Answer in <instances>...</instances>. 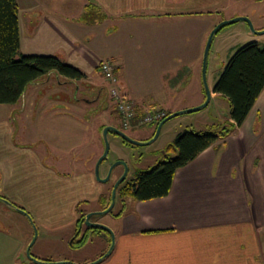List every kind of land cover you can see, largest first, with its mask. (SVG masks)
I'll list each match as a JSON object with an SVG mask.
<instances>
[{"label":"crops","instance_id":"0c3cea01","mask_svg":"<svg viewBox=\"0 0 264 264\" xmlns=\"http://www.w3.org/2000/svg\"><path fill=\"white\" fill-rule=\"evenodd\" d=\"M242 1L79 0L78 6L82 15L87 5H94L107 16L113 28L119 22L139 25L146 22L145 17H155L153 22L171 29L178 25V18L207 16L193 57L197 63L202 61L206 36L218 23L207 14L211 10L226 11L230 3ZM16 3L21 54L58 56L57 49H65L71 56L76 53L77 38L71 25L49 15L47 9L44 17H38L35 1L25 7L20 6L19 0ZM21 14L27 16V25L22 22ZM82 59L89 61L88 57ZM67 81L61 84H68ZM172 81L173 78L169 81L171 85ZM200 94L199 103L205 99L202 90ZM158 96L142 105L134 96L130 99L142 109L166 110L159 102L167 96ZM216 97L211 91V99ZM82 103L92 104L75 100L72 106L80 113ZM72 120L83 124L81 119ZM107 125L112 124L102 123L97 130ZM12 136V126L0 121V197L21 206L31 216L37 238L30 254L47 262L92 261L94 258H76L72 252L84 230L78 231L77 205L96 201L103 194L94 177V166L89 167L88 161L79 173L62 174L44 161L46 156L42 152L16 144ZM33 137L43 135L33 134ZM120 199L122 212L112 229L113 250L95 264H264L261 242L264 237V90L240 127L176 170L165 197L147 201ZM10 209L0 207V264H43L26 255L34 235L30 222L26 217L27 223L20 220L21 229L14 232L13 218L17 215ZM107 247L104 245L100 256Z\"/></svg>","mask_w":264,"mask_h":264},{"label":"rangeland","instance_id":"374dc122","mask_svg":"<svg viewBox=\"0 0 264 264\" xmlns=\"http://www.w3.org/2000/svg\"><path fill=\"white\" fill-rule=\"evenodd\" d=\"M30 1L37 3L38 17H44L43 13L47 9L49 15L66 21L74 28L73 32L77 38L74 43L76 53L71 56L65 49H57L56 57L63 63L79 69L85 78L76 82L77 90L70 84H61L64 79L59 80L54 72L39 78L26 87L24 95L16 103L0 104V121L12 126V138L16 144L42 152L46 156L44 161L55 171L67 175L77 174L86 167L88 161L89 167L92 168V165L95 167L103 153L102 129L98 131V126L102 123H111L120 129L122 127L111 98L105 97L104 93L101 96L98 94L104 86L109 87L99 73L98 67L103 61H110L116 68L119 87L125 96L128 99L135 97L140 105L150 99L155 100V97H159L158 94L167 96L159 102L167 110L163 109L166 113L190 109L203 103L198 101L200 91H203L202 61L195 63L193 57L201 28L209 19L207 16L198 19L178 18V25L171 29L157 24L159 22H153L155 17H145L146 22L139 25L119 22L113 24L116 25V28H113L107 19L94 23L83 21V13L81 15L78 6L79 0H19L20 6L32 4L28 3ZM229 6L223 12L209 9L211 14L207 15H211L212 21L217 20V24L236 17H246L256 31L264 29V0H243L236 4L230 3ZM23 16L24 14H21V17ZM22 22L28 24L27 16L22 18ZM251 41L264 45V34L253 33L244 21L226 25L216 33L209 50L206 71V81L211 91L235 52L233 50ZM85 57L89 58L88 62L82 59ZM172 78L174 83L171 85L169 81ZM75 100L83 102L88 100L92 104L82 103L80 106L83 111L79 113L72 106ZM228 112L229 103L226 98L221 96L212 98L205 108L168 120L162 126L156 140L142 146L127 145L117 135L108 133L109 152L100 165V179L106 178L116 162L123 161L128 168L125 180H130L138 170H148L158 163L162 156L161 151L173 142L177 134L186 129L195 132L213 130L218 122L227 120ZM75 118L81 119L83 124L79 121L75 123L72 120ZM123 131L132 139L145 142L150 139L154 125L138 127L133 124ZM33 134L43 137L32 139L35 138ZM95 158L97 159L94 161ZM74 162L77 164L74 165ZM122 173L123 166L116 165L106 182L95 178L103 190V200L100 197L96 201L78 204L76 208L78 220L82 214L88 213V210L98 212L104 209L110 191ZM4 206L10 209L0 202V207ZM10 211L17 215L13 218V231L18 233L22 226L20 220L27 223L26 218L12 208ZM121 212V199L117 193L113 209L107 214L91 217V222L100 223L112 230L117 225V217ZM5 222L9 224L8 220ZM81 229H84L81 239L76 243L78 246L73 248L75 252L72 253L80 259L94 258L88 262L91 263L100 257L104 245L109 247L110 234L96 228L85 230L82 226ZM261 242L264 247V237H261Z\"/></svg>","mask_w":264,"mask_h":264},{"label":"trees","instance_id":"16d2710c","mask_svg":"<svg viewBox=\"0 0 264 264\" xmlns=\"http://www.w3.org/2000/svg\"><path fill=\"white\" fill-rule=\"evenodd\" d=\"M17 11L16 0H0V104L16 103L21 99L28 85L52 72L59 80H68V84L85 78L79 69L63 63L56 56L21 54ZM82 17L86 23L101 22L107 18L92 4L85 7ZM263 90L264 45L251 41L235 50L212 88V93L228 101L229 120L218 122L213 130L195 132L186 129L177 134L173 142L161 151L162 156L158 163L148 170H138L133 178L122 182L117 189L118 196L132 197L137 201L165 197L170 190L176 170L240 127ZM170 113L167 112V115ZM157 125H154L151 137ZM110 196L111 191L104 209L110 203ZM101 199L103 200V197ZM82 215L78 220L80 225L78 231L82 226L85 230L89 228L84 225L85 215Z\"/></svg>","mask_w":264,"mask_h":264},{"label":"water","instance_id":"95a60500","mask_svg":"<svg viewBox=\"0 0 264 264\" xmlns=\"http://www.w3.org/2000/svg\"><path fill=\"white\" fill-rule=\"evenodd\" d=\"M239 21L246 22L248 24L249 29L253 33L258 34V35L264 34V29L256 31L253 28L251 21L248 18H246V17H236V18H233L231 20L222 21L221 23L217 24L210 31V33H209V35L207 37V40L205 42V46H204V50H203V56H202V64H201V80H202L203 91H204V96H205V99H204L203 103H201L200 105H198L196 107H193V108H190V109L181 110V111L172 112L169 115H167L163 120H161L158 123L153 136L149 140H147L145 142L132 139L123 130H121V129L115 127V126H112V125H107V126H104L102 128L103 153L98 158V160H97V162L95 164L94 176H95V178L98 181L106 182L107 180H109L110 175H111V171L113 170V168L116 165H122L123 166V173L117 179V181L114 183V185L112 187L111 196H110V203L107 206V208L103 209L102 211H98V212H89V213L85 214V216L83 218V223H84V225L86 227L105 230V231L109 232V234H110V245H109L107 251L103 255H101L98 259H96L95 261H93L91 263H88V264H95V263H98V262L102 261L113 250V247H114V234H113L112 230H110V228H107L106 226H104V225H102L100 223L91 222V217L96 216V215H101V214H107L108 212H110L113 209V207L115 205V201H116L117 189L122 184V182H124V180L126 179L127 173H128L127 165L123 161H118L110 168L106 178L105 179H100V177H99V168H100V165H101L102 161L104 159H106V157L108 156V152H109V145H108V140H107L108 133H113V134L117 135L123 141H125L126 143H128L130 145H133V146L147 145V144H150V143H152L153 141L156 140V138L158 137V135L160 133V130H161L162 126L168 120H170V119H172V118H174L176 116H179L181 114L192 113V112H196V111H199V110L205 108L209 104L210 99H211V90L208 88L207 81H206V71H207V63H208V54H209V50H210L213 38L216 35V33L221 28H223L224 26L229 25V24H233V23L239 22ZM75 87H76L75 89L77 90L78 86H75ZM84 101L85 102H89L88 100H84ZM0 202H2L5 205L9 206L13 210L23 214L28 219V221L30 222V224H31V226L33 228V232H34L33 238L31 239V241H30V243H29V245L27 246V249H26V255H27V257L30 260H32L34 262H37V263H43V264H75V263H72V262H69V261L47 262V261H40V260L35 259L30 254V248H31L32 244L35 242V240L37 238V229H36V226L33 224L31 216L25 210L16 207L13 203H11L10 201H8L5 198L0 197Z\"/></svg>","mask_w":264,"mask_h":264},{"label":"built area","instance_id":"2783aa9c","mask_svg":"<svg viewBox=\"0 0 264 264\" xmlns=\"http://www.w3.org/2000/svg\"><path fill=\"white\" fill-rule=\"evenodd\" d=\"M116 68L110 61H103L99 65V73L109 84V97L116 107L122 130L133 124L136 126H153L163 120L167 113L161 108L142 109L136 102L128 99L119 87Z\"/></svg>","mask_w":264,"mask_h":264},{"label":"flooded vegetation","instance_id":"af4514ba","mask_svg":"<svg viewBox=\"0 0 264 264\" xmlns=\"http://www.w3.org/2000/svg\"><path fill=\"white\" fill-rule=\"evenodd\" d=\"M108 86V85H107ZM107 86H104L102 89H100V91H99V95L101 96V94L102 93H104L105 94V97H108V99H110V97H109V93H108V91H109V87H107ZM111 100V99H110Z\"/></svg>","mask_w":264,"mask_h":264}]
</instances>
